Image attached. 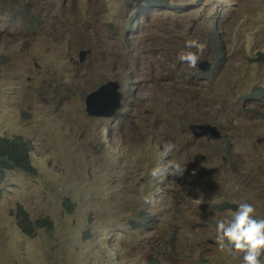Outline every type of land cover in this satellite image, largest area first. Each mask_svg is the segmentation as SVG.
<instances>
[{"label": "rangeland", "instance_id": "obj_1", "mask_svg": "<svg viewBox=\"0 0 264 264\" xmlns=\"http://www.w3.org/2000/svg\"><path fill=\"white\" fill-rule=\"evenodd\" d=\"M169 1L0 0V137L25 138L35 168L0 183V264H239L214 223L240 200L264 215V0ZM189 41L204 76L177 61ZM111 79L120 107L90 115ZM17 206L51 228L26 236Z\"/></svg>", "mask_w": 264, "mask_h": 264}, {"label": "clouds", "instance_id": "obj_2", "mask_svg": "<svg viewBox=\"0 0 264 264\" xmlns=\"http://www.w3.org/2000/svg\"><path fill=\"white\" fill-rule=\"evenodd\" d=\"M22 1L27 2L28 0H22ZM154 8H158V6ZM161 8H166V7L162 6ZM148 9H152V8H148ZM185 47L190 51L187 53L180 52L177 54L176 57L177 61L182 67H185L189 71H196L199 63L202 60H205L207 63L210 64V67L207 71H201L198 68L199 71L198 76H204L212 70L213 63L208 58L204 57L201 58L200 60L198 58L199 54H202L204 52V49L201 47L199 43L189 41L185 45ZM86 50H90V54H92L93 48L89 47ZM70 59L74 60V58H70ZM76 62H81L80 56L78 61ZM129 80L130 79H126V82L128 83ZM108 81H114L117 84L115 80L111 79ZM123 82H125L124 79ZM117 89H118V84H117ZM91 91H89V93ZM252 91L253 89L251 90V92ZM120 105H121V101H120ZM191 123L193 124L190 125H194V124L205 125V123H199V122H191ZM189 126H188V130L191 132ZM215 127L217 130L219 129L217 128V126ZM203 136H208L211 137L212 139H220L222 137L221 135L218 137H212L209 134L202 135L200 137ZM176 151L177 149L174 145L171 144L167 145L164 149V158L167 159L168 157H171ZM166 168L168 170V174H170L172 171L180 172L179 168H177L174 164H169L166 166ZM149 173L153 180H158L162 177V175L165 174V169L163 168L158 169L154 167L149 170ZM144 199L149 205H151L154 202L152 199H150L147 196H145ZM214 231H215V242H216L215 246L219 250H223L227 252L238 251L240 253L239 264H264V260L261 259L262 255H264V215H257L256 208L253 203L247 200L238 201L236 203V206L233 209L229 210V214L216 218L214 223Z\"/></svg>", "mask_w": 264, "mask_h": 264}, {"label": "trees", "instance_id": "obj_3", "mask_svg": "<svg viewBox=\"0 0 264 264\" xmlns=\"http://www.w3.org/2000/svg\"><path fill=\"white\" fill-rule=\"evenodd\" d=\"M142 6L145 9L154 8L158 5H162L164 7H170L169 0H141ZM263 59H264V55ZM126 82V79H124ZM258 90L261 91L260 87H256L251 92L252 94H257ZM29 142L22 138L19 135H13L10 137L1 136L0 137V183L4 180L6 171L8 170H20L26 173H34L35 168L30 163V147ZM63 204L68 209H71L70 200L67 198H63ZM222 207H225L222 205ZM16 218L17 223L20 227V230L26 236H33L34 230L36 227L40 228H51L52 222L49 218H38L35 220L30 219V216L25 211L22 206H17L16 208ZM142 220V223H146V218L141 217L139 218ZM147 264H156L155 260L152 262H148Z\"/></svg>", "mask_w": 264, "mask_h": 264}, {"label": "water", "instance_id": "obj_4", "mask_svg": "<svg viewBox=\"0 0 264 264\" xmlns=\"http://www.w3.org/2000/svg\"><path fill=\"white\" fill-rule=\"evenodd\" d=\"M90 50H85L80 52V61L84 62ZM210 64L205 60H202L198 68L201 71H207ZM120 93L117 89V84L114 81H108L95 90L91 91L86 95L84 104L87 113L93 116H111L120 107ZM192 134L194 136L210 135L212 137L220 136L219 131L215 126L212 125H190L189 126Z\"/></svg>", "mask_w": 264, "mask_h": 264}]
</instances>
